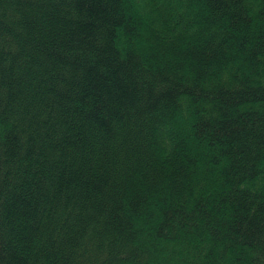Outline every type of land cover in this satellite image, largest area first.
<instances>
[{"label": "trees", "instance_id": "trees-1", "mask_svg": "<svg viewBox=\"0 0 264 264\" xmlns=\"http://www.w3.org/2000/svg\"><path fill=\"white\" fill-rule=\"evenodd\" d=\"M0 264H264V0H0Z\"/></svg>", "mask_w": 264, "mask_h": 264}]
</instances>
